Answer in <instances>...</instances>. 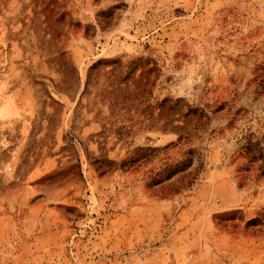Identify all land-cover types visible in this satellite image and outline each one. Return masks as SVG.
<instances>
[{"label":"rangeland","instance_id":"rangeland-1","mask_svg":"<svg viewBox=\"0 0 264 264\" xmlns=\"http://www.w3.org/2000/svg\"><path fill=\"white\" fill-rule=\"evenodd\" d=\"M0 264H264V0H0Z\"/></svg>","mask_w":264,"mask_h":264}]
</instances>
